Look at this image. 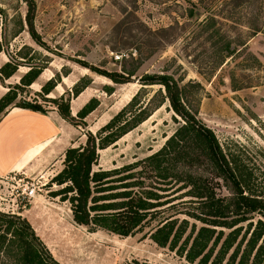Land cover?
I'll use <instances>...</instances> for the list:
<instances>
[{"label": "rangeland", "instance_id": "rangeland-1", "mask_svg": "<svg viewBox=\"0 0 264 264\" xmlns=\"http://www.w3.org/2000/svg\"><path fill=\"white\" fill-rule=\"evenodd\" d=\"M34 2L35 39L26 24V0H0V68L8 63L6 70L16 69L8 78L0 73V96L9 89L15 94L0 116L22 102L47 110L65 102L73 116L68 121L85 142L88 131L96 135L136 93V111L153 97L146 119L99 150L92 172L110 173L92 195L98 206L120 204L125 200L121 192L154 195L133 231L121 235L92 223L76 224L69 202L53 195L64 186L51 181L54 173L44 179L20 173L0 178V214L30 220L61 264H238L253 244L251 232L258 221L264 224V209L234 215L231 205L225 217H213L203 213V203L193 196L197 188L160 178L159 170L166 166L157 168L147 159L183 121L164 100L161 85L142 83L154 74L173 78L184 102L214 133L243 195L264 201V0ZM97 70L129 74L130 81L114 83ZM27 72L25 79H35L24 85L20 79ZM86 103L96 107L77 117ZM54 157L46 169L63 167L56 161L60 151ZM207 164L186 160L168 171L207 178L216 198L233 202L238 188L231 175H216ZM25 183L34 184V197L19 195L17 188ZM101 212L91 215H111L95 214ZM159 229L169 232L162 246L151 236ZM263 237L247 264L254 261ZM187 253L195 256L192 261Z\"/></svg>", "mask_w": 264, "mask_h": 264}, {"label": "trees", "instance_id": "trees-1", "mask_svg": "<svg viewBox=\"0 0 264 264\" xmlns=\"http://www.w3.org/2000/svg\"><path fill=\"white\" fill-rule=\"evenodd\" d=\"M26 2L28 4L26 24L31 37L35 39L38 35L34 26L35 2L34 0H26ZM262 13L264 14V10ZM257 27L258 26H253V29H258ZM7 66H9V64L4 63L0 68V73L5 78H8L16 71L15 68L6 70ZM97 71L114 83H127L130 81L129 74L126 75L118 71ZM30 74L31 72H27L23 75L20 79L21 83L29 85L35 79V76L25 79V77ZM142 84L161 85L165 93L164 100L168 101L171 110L183 121L172 135L167 138L164 145L147 159L149 162L157 164V168H159L161 164L166 166L160 168V178L166 181L175 180L186 182L197 188L198 190L196 189V193L193 194V196L200 199L199 201L203 203V213L213 217H225V214L230 211L231 205H233V211L236 212L234 215H241L239 213H241L242 209H246V212L264 209V201L243 195L240 180L236 179L235 176L234 178L232 177V169L229 167L228 162L222 154L214 133L197 119L195 113L191 111L184 102L183 90L178 83L171 77L154 74L146 76L145 82ZM83 87L81 89L76 88V94H74V96H77L83 90ZM45 91L47 92L49 89H45ZM136 97L137 93L132 96L129 102L119 112L97 131L96 135L88 131L84 144L68 147L64 151L62 169L51 178V181L59 185H64L59 190L55 191L53 195L59 196L62 201L69 202L72 219L76 224L89 226L92 223L112 232L128 235L138 224L137 222L141 214H145L148 208V199L151 198L150 195H154L150 191H146L145 196L140 193L136 197L131 196V193L128 191L121 192L119 195L125 200L115 206L111 204L98 206V204H95V202H97L96 198L92 195L93 190L97 188L98 185L101 187V181L104 176L110 173L102 170L92 172V167L97 164L99 158V150L114 144L120 137L135 128L151 114L145 111L153 97L148 100L144 107L142 106L137 111L134 110ZM14 98L15 94L12 93L10 89L4 93L0 97V112H2ZM16 106L43 112L46 110L39 104H28L25 102ZM95 107V104L91 105L90 103H86L77 112V117H86ZM156 107H158V105ZM56 108L64 119L68 120L70 117L71 119L73 118L68 103L56 102ZM131 108L133 110H130ZM186 160L190 162L194 160L199 163L208 162V166L213 165V169L216 170L217 173L216 175H219V173L231 175L234 184L238 188L237 197L234 198V201L232 202V200H230V202H223V198H216L212 185H210L207 178H203L202 176L195 177L194 175H186L183 177L176 173L170 174L168 171L170 166L173 168L177 162L185 163ZM169 178L170 180H168ZM198 180L199 182L201 181V183L199 186H196V181ZM97 191L99 192L101 190ZM107 210H113L114 212L104 213V211ZM91 211H102L101 213L95 214L111 215L92 216ZM114 214H116L115 216L119 221L116 220ZM110 217L112 218L110 219ZM262 217L264 218V212H262ZM99 218L101 219L99 220ZM221 223L228 225L227 222ZM162 232L165 231L159 229L151 235L154 241L161 246L167 243L169 233ZM262 235H264V224L262 221H258V225L251 232L250 240L253 244H251V247H248L249 249L246 251L245 257L238 264L248 263L250 251L256 246L258 242L257 239L259 240ZM263 256L264 237L262 243L256 250L254 261H252L251 264H259ZM194 257L195 256L192 254L187 253L186 255V258L190 261H192ZM235 257L236 255L232 256V260H235ZM0 261L2 264H13L14 262L16 264H61L52 256L40 238H38L29 222L25 218L21 219L19 216H13L11 214H0Z\"/></svg>", "mask_w": 264, "mask_h": 264}, {"label": "crops", "instance_id": "crops-1", "mask_svg": "<svg viewBox=\"0 0 264 264\" xmlns=\"http://www.w3.org/2000/svg\"><path fill=\"white\" fill-rule=\"evenodd\" d=\"M74 131L76 127L57 108L44 112L17 106L8 109L0 117V178L21 173L44 179L58 173L62 168L46 169L44 164H51L59 151L56 161L60 164L68 147L84 143Z\"/></svg>", "mask_w": 264, "mask_h": 264}, {"label": "built area", "instance_id": "built-area-1", "mask_svg": "<svg viewBox=\"0 0 264 264\" xmlns=\"http://www.w3.org/2000/svg\"><path fill=\"white\" fill-rule=\"evenodd\" d=\"M18 192L20 191L19 195H23L24 197L27 198H32L34 197L35 193H36V189L34 187L33 183H25L23 184L22 187H18Z\"/></svg>", "mask_w": 264, "mask_h": 264}]
</instances>
